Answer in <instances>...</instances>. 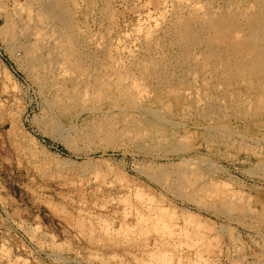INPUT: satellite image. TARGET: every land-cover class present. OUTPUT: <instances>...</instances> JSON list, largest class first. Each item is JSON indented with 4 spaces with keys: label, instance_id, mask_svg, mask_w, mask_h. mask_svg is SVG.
I'll return each mask as SVG.
<instances>
[{
    "label": "rangeland",
    "instance_id": "rangeland-1",
    "mask_svg": "<svg viewBox=\"0 0 264 264\" xmlns=\"http://www.w3.org/2000/svg\"><path fill=\"white\" fill-rule=\"evenodd\" d=\"M14 1L0 0V264H264V88L232 77L249 63L238 66L235 57L206 45L215 33L203 28L188 58L194 63L170 69L174 87L136 66L148 63L159 71V63L180 57L171 30L181 16L237 19L253 13L260 0H62L74 11L76 33L85 45L89 41L90 62L97 58L94 72L102 69L98 83L110 80L106 75L112 79L104 96L92 71L87 101L63 119L22 63L24 50L8 48L5 29L16 20ZM194 97L219 100L209 122L195 114ZM199 105L207 109L204 101ZM49 116L62 135L44 132ZM163 174L178 181L152 182Z\"/></svg>",
    "mask_w": 264,
    "mask_h": 264
},
{
    "label": "bare ground",
    "instance_id": "bare-ground-1",
    "mask_svg": "<svg viewBox=\"0 0 264 264\" xmlns=\"http://www.w3.org/2000/svg\"><path fill=\"white\" fill-rule=\"evenodd\" d=\"M28 6L27 7H23L20 0H16L15 2V12L13 11V13H15L14 17L16 16V20H13V23L11 24V26L9 27V29H5V31L8 34V48L9 50L13 53L16 52L18 50H24L25 52V59H23V62L25 64V67L27 68V71L29 72L30 76L33 78V80H35V82L37 83V85L41 88L42 93L46 96H48V105L50 110L56 114V116L59 119H63V117L70 112V110L75 107L76 105H78V103H80L81 101H87V96L90 94V90L89 89V78L91 77V75H93L92 73L95 71L94 69V64L95 60H91L90 62V56L88 54H86L85 52V46L87 45V47L89 48L88 44L89 41L86 43V45L84 44V42L82 41V38L76 33L77 31L75 30V21L71 18L70 13L74 12H69L67 5H65V3H63L62 0H26ZM203 1V0H202ZM257 1V0H256ZM177 2V0H176ZM254 2V1H253ZM258 5L257 8L253 9V13H250L248 15H242V16H238V18L236 19V17L234 15V17L228 18V17H224V16H220L217 19L214 20H209L206 17H201L200 15L198 16L197 14V20H199V22L194 19V17L191 18H187L183 16H181L182 18L178 19L174 25L172 24V30L171 33L175 36L174 38H176L178 40V49H179V55L180 57L177 59L176 57V61L171 63L172 61H170L171 64H163V63H159V66H156L157 68H159V71L157 70H153L154 68H151V65H146L142 64V63H138V59H136L138 62V64L136 65L138 67V69L140 70V72H145V74H147V77H151L153 81H160V82H167L166 85H168L170 82L172 83L171 86L174 87V85H176L175 78L174 81L171 80V78L169 76L171 71L170 69H179L182 67V63L189 64L190 62L192 63V61L188 60V58L191 57V48L195 44L198 40V38L201 40L203 39V33L207 30H210V32L212 31L213 33H215L214 37H209L212 38L210 42H205L207 43L206 45H210V43L212 44L211 46L213 48H217L219 51H221L223 54L222 55H229V56H233L236 58V63L238 64V66H243V64H247L249 63L248 67L243 71H239V72H233L232 77L234 79V77H237L241 84H243L242 82L247 83V81H249V79H252L254 81H257V83H259L258 85L261 86L262 88H264V70L261 71V67L264 66V0H260L259 3L255 2ZM185 4V3H184ZM223 4V3H222ZM250 4V3H249ZM25 5V4H24ZM33 5L34 7H36V10H32V8H30L29 6ZM82 5V4H81ZM165 5V4H163ZM187 5V4H186ZM203 5V4H202ZM239 5V4H238ZM252 5V4H251ZM255 5V4H253ZM2 6V5H1ZM109 6V5H107ZM185 6V5H183ZM201 6V5H200ZM199 6V7H200ZM23 7V8H22ZM32 7V6H31ZM70 7V6H69ZM165 7V6H164ZM190 7V6H189ZM194 7V6H193ZM204 8V6H201ZM209 7V6H208ZM239 7V6H238ZM250 7V6H249ZM248 9L245 11V13H248L250 9H252L250 7V9ZM110 8V7H109ZM192 8V7H191ZM190 8V9H191ZM195 8V7H194ZM229 8V7H228ZM3 9V8H2ZM114 9V8H113ZM163 9V8H162ZM174 9V8H173ZM178 9V8H177ZM240 9V8H239ZM80 10V9H79ZM180 10V9H179ZM187 10V9H184ZM195 10V9H194ZM206 10V9H204ZM228 10V9H226ZM238 10V9H237ZM256 10V11H255ZM104 11V10H103ZM163 11V10H162ZM198 11V10H196ZM200 11V10H199ZM215 11V9H214ZM213 11V12H214ZM248 11V12H247ZM105 12V11H104ZM108 12V11H106ZM114 12V11H113ZM185 12V11H183ZM188 12V11H187ZM219 12V11H218ZM229 12V11H228ZM112 13V12H111ZM202 13V12H201ZM209 13V12H208ZM236 13V12H235ZM244 13V12H243ZM102 13H100L101 15ZM191 14V13H189ZM242 14V13H241ZM240 14V15H241ZM74 15V13H73ZM72 15V16H73ZM173 15V14H172ZM181 15V14H179ZM178 15V16H179ZM204 15V14H203ZM214 15V14H213ZM104 16V15H103ZM162 16V15H161ZM167 16V15H166ZM195 16V15H194ZM205 16V15H204ZM211 16V15H208ZM229 16V14H228ZM11 17V16H10ZM97 17V16H96ZM102 17V16H101ZM175 17V16H174ZM180 17V16H179ZM189 17V16H188ZM230 17V16H229ZM12 18V17H11ZM172 18V17H171ZM95 19V18H94ZM105 19V18H104ZM166 19V18H165ZM177 19V18H176ZM213 19V18H212ZM12 20V19H11ZM10 20V21H11ZM79 20V19H77ZM206 20V21H205ZM201 21H205V22H201ZM12 22V21H11ZM10 22V23H11ZM78 22V21H77ZM95 22V20H94ZM145 22V21H144ZM168 22V21H167ZM166 22V23H167ZM93 23V22H92ZM150 23V22H149ZM163 23V22H162ZM201 23V24H200ZM112 24V22H111ZM146 24V23H145ZM156 24V23H155ZM10 25V24H9ZM197 25H203L202 27L200 26V28ZM78 26V25H77ZM148 26V25H147ZM171 26V25H170ZM112 27V26H111ZM169 27V25H168ZM6 28V27H5ZM76 28H79L76 27ZM99 28V27H98ZM139 28V27H138ZM156 28V27H155ZM154 28V29H155ZM167 28V27H166ZM203 28H205V31L203 30ZM109 29V28H108ZM161 29V28H160ZM168 29V28H167ZM170 29V27H169ZM195 29V30H194ZM78 30V29H77ZM85 30V29H84ZM138 30V29H137ZM151 30V29H150ZM81 31V30H79ZM91 31V30H90ZM133 31V30H132ZM167 31V30H166ZM169 31V30H168ZM88 33V32H87ZM150 33H152L150 31ZM158 33V32H157ZM166 33V32H165ZM169 33V32H168ZM167 33V34H168ZM208 33V32H207ZM6 34V35H7ZM86 34V33H85ZM96 34V33H93ZM160 34V33H159ZM166 34V35H167ZM4 35V34H3ZM97 35V34H96ZM103 35V34H102ZM101 35V37H102ZM121 35V34H120ZM133 35V34H132ZM138 35V34H137ZM144 35V33H143ZM154 35V34H152ZM211 35V34H210ZM210 35H206L207 37ZM104 36V35H103ZM150 36V35H149ZM165 36V35H164ZM171 36V35H170ZM85 37V36H84ZM91 36H89L90 39ZM138 37V36H137ZM157 37V36H156ZM169 37V36H167ZM173 37V36H172ZM206 37V38H207ZM86 38V37H85ZM105 38V37H104ZM145 38V37H144ZM159 38V37H158ZM88 39V40H89ZM142 39V38H141ZM146 39V38H145ZM149 39V37H148ZM153 39V38H151ZM150 39V41H151ZM169 39V38H168ZM90 40L93 41V39L91 38ZM101 40V39H100ZM103 40V39H102ZM108 40V39H107ZM156 40V39H154ZM153 40V42H154ZM160 40V39H159ZM173 40V39H172ZM174 40V41H177ZM205 40V39H204ZM25 41V42H24ZM138 41V40H137ZM137 41L135 43H137ZM158 41V40H157ZM156 41V42H157ZM161 41V40H160ZM91 42V41H90ZM97 42V41H96ZM102 43V42H100ZM134 43V42H133ZM150 43V42H149ZM148 43V44H149ZM158 43V42H157ZM156 43V44H157ZM170 43V42H169ZM92 44V43H90ZM89 44V45H90ZM155 44V42H154ZM168 44V43H167ZM204 44V43H203ZM95 45V44H94ZM97 45V46H96ZM95 46L98 47V44H96ZM135 45V44H134ZM150 45V44H149ZM148 45V46H149ZM100 46V45H99ZM104 46V45H103ZM109 46V45H108ZM121 46V45H119ZM159 47V44L157 45ZM200 46V45H199ZM203 46V45H201ZM200 46V47H201ZM95 47V51L98 52L100 51L99 49H97ZM154 47V46H153ZM152 47V48H153ZM161 47V46H160ZM159 47V48H160ZM176 47V46H175ZM92 48V47H91ZM101 48V47H99ZM105 48V50H107V47H102ZM101 48V49H102ZM121 48V47H120ZM157 48V47H156ZM156 48H154L156 50ZM211 48V47H210ZM93 49V48H92ZM135 49V48H134ZM139 49V48H138ZM142 49V48H141ZM151 49V47H150ZM153 49V50H154ZM195 49V46H194ZM201 49V48H200ZM128 50V49H127ZM149 50V49H147ZM161 50V48L159 49ZM157 49V51H159ZM196 50V49H195ZM192 49V51H195ZM218 50H216L215 52H217ZM87 51V50H86ZM93 51V50H92ZM91 51V52H92ZM102 51V50H101ZM201 51V50H200ZM204 51V50H203ZM209 51V50H208ZM218 51V52H219ZM89 52V51H88ZM103 52H105L103 50ZM112 52V51H111ZM145 52L146 49H145ZM153 52V51H152ZM160 52V51H159ZM196 52V51H195ZM100 53V52H99ZM102 53V52H101ZM108 53V52H107ZM139 53V52H138ZM137 53V54H138ZM150 53V52H149ZM154 53V52H153ZM158 53V52H157ZM167 53V52H166ZM193 53V52H192ZM198 53V51H197ZM203 53V52H201ZM207 53V55H209L210 53H208L207 51L205 52ZM205 53H203V55H205ZM92 54V53H91ZM103 54V53H102ZM106 54V52L104 53ZM111 54V53H110ZM134 55V53H131ZM143 54V53H142ZM148 54V53H147ZM156 54V53H155ZM159 54V53H158ZM168 54V53H167ZM190 56H189V55ZM108 55V54H107ZM106 55V56H107ZM122 55V54H121ZM139 55H141L139 53ZM136 55V56H139ZM150 55V54H149ZM153 55V54H152ZM172 55V54H171ZM199 56L200 53H198ZM95 56V55H94ZM101 56V55H100ZM110 56V55H109ZM109 56H107L108 60L110 59ZM119 56V55H118ZM147 56V55H146ZM145 56V57H146ZM158 56V55H157ZM193 56V55H192ZM197 56V54H196ZM223 56V57H224ZM17 57V56H16ZM93 57V56H92ZM105 56H103L104 58ZM123 57V56H121ZM129 57V56H128ZM135 57V56H133ZM141 57V56H139ZM138 57V58H139ZM151 57V56H150ZM149 57V58H150ZM159 57V56H158ZM157 57V58H158ZM169 57V56H168ZM194 57V56H193ZM205 57V56H202ZM102 58V57H101ZM127 58V57H125ZM124 58V60H125ZM155 58V57H154ZM161 58V56H160ZM159 58V59H160ZM163 58H165L164 54H163ZM201 58V57H200ZM106 59V57H105ZM104 59V60H105ZM120 59V58H119ZM132 59V58H129ZM134 59V58H133ZM158 59V60H159ZM173 59V57H172ZM193 59V58H192ZM204 59V58H202ZM214 59V58H213ZM216 59V58H215ZM226 59V58H224ZM101 60V59H99ZM98 60V61H99ZM107 60V59H106ZM118 60V59H116ZM127 60V59H126ZM152 60V59H151ZM196 60V59H195ZM111 61V60H110ZM109 61V62H110ZM115 61V60H113ZM112 61V62H113ZM122 62V60H119V62ZM134 61V60H133ZM224 61V60H223ZM97 62V60H96ZM100 62V61H99ZM111 62V64H112ZM117 62V61H116ZM118 62V63H119ZM126 63V61H123ZM142 62V61H140ZM159 62V61H158ZM199 62V61H198ZM115 64V62H113ZM117 63V66H118ZM152 62L150 61V64ZM194 63V62H193ZM192 63V64H193ZM204 63V62H203ZM23 64V65H24ZM98 64V63H97ZM124 64V63H123ZM131 64V63H130ZM134 63H132L131 65H133ZM195 64H197L195 62ZM100 65V64H99ZM107 65V64H106ZM105 65V66H106ZM125 65V66H126ZM129 65V66H131ZM209 65V64H208ZM211 65V64H210ZM104 66V65H103ZM122 66V65H121ZM123 66V67H125ZM195 66V65H193ZM201 66V65H200ZM203 66V64H202ZM109 67V66H108ZM107 67V68H108ZM112 67V65H111ZM115 67L114 66V71H115ZM153 67V66H152ZM185 67V66H184ZM103 68V67H102ZM106 68V67H105ZM104 68V69H105ZM119 68V66H118ZM187 70V67H185ZM184 68V70H185ZM191 68V67H190ZM194 68V67H192ZM229 68V67H228ZM101 69V68H100ZM113 69V68H112ZM117 69V68H116ZM127 69V68H126ZM130 69V68H129ZM134 69V68H133ZM180 69V71H181ZM222 69V68H220ZM219 69V71H220ZM102 70V69H101ZM100 70V71H101ZM107 70V69H106ZM118 70V69H117ZM122 69H119V72ZM132 69H130L131 71ZM176 70V71H177ZM93 71V72H92ZM99 71V70H98ZM97 73H95V78L96 81L100 80L103 81L101 79H97L96 76L98 75V73H100V71ZM108 71V70H107ZM106 71V74H107ZM110 71V68H109ZM129 71V72H130ZM138 71V70H137ZM179 71V70H178ZM179 71V72H180ZM188 71V70H187ZM199 71V70H198ZM213 71V70H211ZM111 72V71H110ZM123 72V71H122ZM121 72V73H122ZM139 72V71H138ZM174 72V71H173ZM221 72V71H220ZM223 72V69H222ZM113 73V71L111 72ZM111 73H108V75H111ZM125 73V72H124ZM183 73H185L183 71ZM191 73V71H190ZM206 73V71H205ZM227 73L230 75V72L227 71ZM226 73V74H227ZM119 74V73H117ZM176 74V72H175ZM186 74V73H185ZM184 74V76H185ZM189 74V72H188ZM220 74V73H219ZM227 74V75H228ZM93 75V76H94ZM102 75V74H99ZM98 75V76H99ZM116 76V74H114ZM113 75V77H114ZM126 75V74H125ZM133 76V74H131ZM139 75V74H138ZM142 75V74H141ZM140 75V76H141ZM177 75V74H176ZM181 75V74H180ZM218 75V74H217ZM228 75V77H229ZM103 76V75H102ZM105 76V73H104ZM107 76V75H106ZM107 79L110 80H106L107 82H101V83H96L97 84V88H98V92L104 93V96L106 95L107 92V88L108 86H110L111 84L109 83L110 81H112L111 78L106 77ZM112 76V75H111ZM120 76V74H119ZM131 76V77H132ZM143 76V75H142ZM225 76V75H224ZM100 77V76H99ZM98 77V78H99ZM117 77V76H116ZM146 76H143L142 78H144ZM182 77V76H181ZM186 77V76H185ZM194 77V76H193ZM227 77V76H226ZM104 78V79H105ZM123 78V77H122ZM136 78V77H135ZM223 78V77H222ZM117 79V78H115ZM140 79V78H139ZM122 80V79H121ZM130 80V78H129ZM132 80V79H131ZM143 80V79H142ZM141 80V81H142ZM94 81V80H93ZM99 81V82H100ZM105 81V80H104ZM125 81V79H124ZM134 80H132L133 82ZM140 81V80H139ZM144 81V80H143ZM182 81V80H181ZM187 81V80H186ZM205 81V80H204ZM117 82V81H116ZM122 82V81H121ZM131 82V83H132ZM147 82V81H145ZM174 82V83H173ZM114 83V82H113ZM112 83V85H113ZM181 83V82H180ZM204 83V82H203ZM88 84V85H87ZM134 84V83H133ZM174 84V85H173ZM185 84V83H184ZM256 84V83H255ZM117 85V84H116ZM121 87V84H118ZM137 85V84H136ZM142 85V84H141ZM152 85V82H151ZM204 85V84H202ZM212 85V84H211ZM233 85V84H232ZM231 85V86H232ZM235 85V84H234ZM96 86V85H95ZM115 86V85H114ZM143 86V85H142ZM155 86V85H154ZM157 86V85H156ZM165 86V85H164ZM179 86V85H178ZM85 87V88H84ZM120 87L118 89H120ZM133 87V86H132ZM160 87V86H159ZM176 87V86H175ZM183 87V86H182ZM217 87V86H214ZM110 88V87H109ZM123 88V87H122ZM121 88V89H122ZM127 88V87H126ZM130 88V87H129ZM161 88V87H160ZM171 88V87H170ZM184 88V87H183ZM257 88V87H256ZM116 89V88H115ZM131 89V88H130ZM137 89V88H136ZM168 89V88H167ZM249 89V88H247ZM260 89V88H259ZM129 90V89H127ZM141 90V89H140ZM138 90V91H140ZM145 90V89H144ZM143 90V92H144ZM154 91V89H152ZM163 90V89H162ZM184 90V89H183ZM232 90V89H231ZM237 90V89H236ZM264 89H260V91L263 92ZM120 91V90H119ZM131 91V90H129ZM165 91V90H164ZM176 91V90H175ZM202 91V90H201ZM216 91V90H214ZM229 91V90H228ZM122 92H124L122 90ZM181 92V91H180ZM185 92V91H184ZM183 92V94H184ZM231 92V91H230ZM247 92V91H246ZM147 93V90H146ZM151 93V91H150ZM169 93V92H168ZM182 93V92H181ZM192 93V92H191ZM196 93V92H195ZM209 93V92H208ZM264 93V92H263ZM121 94V92H120ZM131 94V93H130ZM138 94V93H136ZM144 94V93H143ZM99 95V94H98ZM112 95V94H111ZM114 95V93H113ZM116 95V94H115ZM119 95V94H118ZM129 95V93H128ZM152 96V94H149V96ZM162 95V94H161ZM194 95V94H193ZM212 95V94H211ZM215 95V94H214ZM212 95V96H214ZM103 96V95H102ZM110 96V95H108ZM133 96V95H132ZM138 96V95H137ZM144 96H146L144 94ZM216 96V95H215ZM214 96V97H215ZM118 97V96H117ZM116 97V99H117ZM122 98H124L123 96H121ZM153 97V96H152ZM231 97V101L233 100V95L230 96ZM257 97V96H255ZM254 97V99H255ZM259 97V96H258ZM110 98V97H109ZM136 98V96H135ZM144 98V97H143ZM158 98V97H157ZM242 98V97H241ZM245 98V97H244ZM260 98V97H259ZM149 99V98H147ZM253 99V100H254ZM150 100V99H149ZM189 100V99H188ZM229 100V99H228ZM252 100V101H253ZM124 101V100H122ZM138 102H140L139 100H137ZM137 101L133 104V106H136L138 103ZM192 103L195 104V111L197 113V115H199L201 118H203L205 121H208L207 119L213 116V114L217 113L219 111V105H218V101L219 100H208L206 98H195L190 100ZM205 102L207 107L206 110L203 108V110H201L200 108H198L200 105L199 103ZM259 101V100H258ZM98 102V101H97ZM182 100H179L178 103H182ZM228 102V101H227ZM254 102V101H253ZM47 103V102H46ZM103 103V102H102ZM97 104V103H96ZM198 104V105H197ZM132 106V107H133ZM79 107V105H78ZM203 107V106H202ZM247 107V106H246ZM119 108V107H118ZM231 108V106H230ZM198 109V110H197ZM200 109V110H199ZM126 110V109H125ZM89 112V111H88ZM232 112V111H231ZM220 114V113H219ZM218 114V116H219ZM222 116V114H220ZM199 117V118H200ZM50 120L46 121L48 123V125L45 127V131L46 134L48 136H56V135H62L60 133H63L62 128H60L59 126H57V122L54 119H51V116H49ZM101 118V116H100ZM221 118V117H219ZM230 118V117H229ZM123 120H125L124 118H122ZM181 119V118H180ZM216 119V118H215ZM127 122V121H126ZM209 122V121H208ZM34 123V122H33ZM139 123V122H138ZM173 123V122H172ZM213 123V122H212ZM216 123V122H214ZM98 124V123H97ZM141 123H139L140 125ZM132 125V124H131ZM210 125V124H209ZM75 126V125H74ZM43 127V126H42ZM124 127V126H123ZM18 128V127H17ZM15 129V128H14ZM13 129V131H15ZM104 129V126H103ZM130 129V128H129ZM212 129V128H211ZM215 128H213L214 130ZM67 130V129H66ZM131 130V129H130ZM129 130V131H130ZM227 130V129H226ZM12 131V133H13ZM72 131V130H71ZM102 131V130H101ZM132 131V130H131ZM219 130H217L218 132ZM229 131V130H228ZM205 132V131H204ZM43 133V132H42ZM69 133V132H68ZM111 133V132H110ZM109 133V134H110ZM177 133V132H176ZM14 134V133H13ZM16 134V132H15ZM14 134V135H15ZM90 134V133H89ZM88 134V135H89ZM98 134V133H97ZM108 134V135H109ZM129 134V133H128ZM210 134V133H209ZM221 134V133H220ZM14 135L12 137H14ZM67 135V134H66ZM92 134L91 136H89L88 140L93 138ZM105 135V134H104ZM16 136V135H15ZM97 136V135H96ZM110 136V135H109ZM122 136V135H121ZM131 136V135H130ZM154 136V135H153ZM152 136V137H153ZM205 136V135H204ZM100 137V136H99ZM112 137V136H111ZM16 138V137H14ZM130 138V137H129ZM205 138V137H204ZM17 139V138H16ZM208 139H210L208 137ZM232 139V138H231ZM18 140V139H17ZM20 140V139H19ZM65 140V139H64ZM67 140V139H66ZM207 140V139H206ZM215 140V139H214ZM212 140V142L214 141ZM221 140V138H220ZM22 141V140H21ZM25 141V140H24ZM103 141V140H102ZM222 141V140H221ZM65 142V141H64ZM136 142V141H135ZM206 142V141H205ZM208 142V140H207ZM217 142V141H216ZM102 143V142H101ZM107 143V142H106ZM119 143V142H118ZM22 144V143H18ZM31 144V143H30ZM29 144V145H30ZM220 144V143H219ZM66 145V144H65ZM111 145V144H110ZM210 145V144H209ZM238 145V144H237ZM1 146V145H0ZM21 146V145H19ZM32 146V145H31ZM98 146V145H97ZM113 146V145H112ZM108 147V146H107ZM114 147V146H113ZM145 147V146H144ZM12 148V147H11ZM19 148V147H17ZM23 148V147H22ZM35 148V147H34ZM245 148V147H244ZM24 149V148H23ZM249 149V148H248ZM120 150V149H119ZM247 150V149H246ZM2 151V150H1ZM19 151V150H18ZM143 151V150H142ZM250 151V150H249ZM260 151V150H259ZM20 152V151H19ZM25 154V152H24ZM31 154L33 155V157H36L35 154H33L31 152ZM31 155V159L33 160ZM87 156H89V154H87ZM28 158V157H27ZM207 158V157H206ZM27 160V159H26ZM53 160V159H52ZM92 160V159H90ZM47 161V160H46ZM185 161V160H184ZM37 162V161H36ZM41 162V161H40ZM58 163V162H57ZM85 163V162H84ZM184 163V162H182ZM31 164V163H30ZM56 164V163H55ZM138 164V163H137ZM140 164V163H139ZM181 164V163H180ZM42 165V164H41ZM47 165V164H46ZM50 165V164H49ZM146 165V164H145ZM187 165V164H186ZM210 165V164H209ZM35 166V165H34ZM38 166V165H37ZM58 166V165H57ZM88 166V165H87ZM195 166V165H194ZM60 167V165H59ZM75 167V166H73ZM84 167V166H83ZM40 168V167H39ZM49 168V167H48ZM82 168V167H81ZM113 168V167H112ZM158 168V167H157ZM208 168V167H207ZM45 170V169H44ZM214 170V169H213ZM39 171V170H38ZM65 171V170H64ZM70 171V170H69ZM142 171V170H141ZM46 172V170H45ZM60 172V171H59ZM76 172V171H75ZM202 172V171H201ZM49 173V172H48ZM58 173V172H57ZM71 173V172H70ZM190 173V172H189ZM68 174V173H67ZM144 174V173H143ZM192 174H194L192 172ZM190 174V175H192ZM200 174V173H199ZM142 175V174H141ZM175 175V174H174ZM182 174H178V178L180 179ZM188 176V174H187ZM194 176V175H193ZM196 176V175H195ZM198 176V175H197ZM51 177V176H50ZM154 177V176H153ZM157 177V176H156ZM191 177V176H190ZM150 179V178H149ZM193 179V178H192ZM178 181L176 179H173L171 174H163L158 176V178H152V182L155 183L158 186H162L163 182H169V181ZM191 180V178H190ZM190 180H188V182L190 183ZM222 181V180H221ZM20 182V181H19ZM164 183V185H166ZM188 183V185H189ZM174 184V183H172ZM177 184V183H176ZM186 184V183H185ZM163 185V187H164ZM184 185V184H183ZM194 185V184H193ZM224 185V184H223ZM227 185V184H226ZM229 185V184H228ZM175 186V184H174ZM167 187V185H166ZM170 188V187H169ZM178 188V185L177 187ZM175 188V189H176ZM191 188V187H190ZM164 189V188H163ZM185 189V188H183ZM171 190H173L171 188ZM167 192V190H166ZM170 192V191H169ZM177 192V191H176ZM173 193V191H172ZM222 193V192H221ZM224 193V192H223ZM175 194V193H174ZM182 195V194H181ZM187 196V195H186ZM248 196V195H247ZM179 197V195H178ZM184 198L185 195H183ZM182 197V198H183ZM234 197V196H233ZM236 199V198H234ZM232 201H234L231 198ZM230 200V201H231ZM239 200V199H237ZM250 201V200H248ZM247 201V202H248ZM227 202V201H226ZM239 202V201H237ZM234 203V202H233ZM9 204V203H8ZM237 204V203H236ZM232 205V204H231ZM230 205V206H231ZM54 206V205H53ZM52 206V207H53ZM222 206V205H221ZM229 206V204H228ZM238 206V204L236 205ZM57 207V206H56ZM150 207V206H149ZM59 208V207H58ZM204 208V207H203ZM230 208V207H229ZM52 209V208H51ZM54 209V208H53ZM56 209V208H55ZM155 209V208H154ZM224 210V209H223ZM157 211V210H156ZM229 214V213H228ZM230 215V214H229ZM228 215V216H229ZM18 223V222H17ZM89 231V230H88ZM35 233V232H34ZM91 233V232H90ZM40 241V240H39ZM47 241V240H46ZM40 245V244H39ZM51 248V247H50ZM151 251V250H149ZM51 255V254H50ZM136 255V254H135ZM233 256V255H232ZM243 256V255H242ZM135 257V256H134ZM165 258V257H164ZM240 258V257H239ZM243 258V257H242ZM166 259V258H165ZM68 262V261H67Z\"/></svg>",
    "mask_w": 264,
    "mask_h": 264
}]
</instances>
